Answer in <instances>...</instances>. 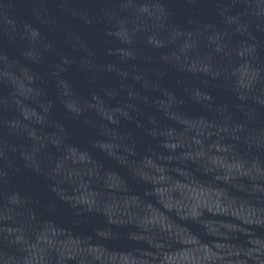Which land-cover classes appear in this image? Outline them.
I'll list each match as a JSON object with an SVG mask.
<instances>
[{
    "label": "water",
    "instance_id": "obj_1",
    "mask_svg": "<svg viewBox=\"0 0 264 264\" xmlns=\"http://www.w3.org/2000/svg\"><path fill=\"white\" fill-rule=\"evenodd\" d=\"M0 264H264V0H0Z\"/></svg>",
    "mask_w": 264,
    "mask_h": 264
}]
</instances>
